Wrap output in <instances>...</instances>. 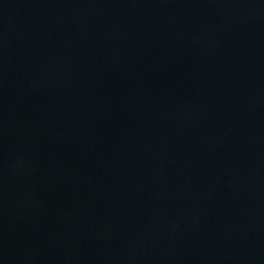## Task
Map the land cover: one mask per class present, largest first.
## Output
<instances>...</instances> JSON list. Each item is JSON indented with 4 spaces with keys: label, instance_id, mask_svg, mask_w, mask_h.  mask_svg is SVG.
Segmentation results:
<instances>
[{
    "label": "water",
    "instance_id": "1",
    "mask_svg": "<svg viewBox=\"0 0 264 264\" xmlns=\"http://www.w3.org/2000/svg\"><path fill=\"white\" fill-rule=\"evenodd\" d=\"M0 264H264V0H0Z\"/></svg>",
    "mask_w": 264,
    "mask_h": 264
}]
</instances>
